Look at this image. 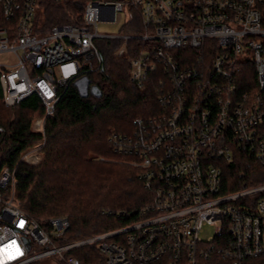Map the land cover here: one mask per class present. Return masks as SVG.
Returning a JSON list of instances; mask_svg holds the SVG:
<instances>
[{
  "label": "built area",
  "instance_id": "2783aa9c",
  "mask_svg": "<svg viewBox=\"0 0 264 264\" xmlns=\"http://www.w3.org/2000/svg\"><path fill=\"white\" fill-rule=\"evenodd\" d=\"M263 1L88 0L78 22L47 29L44 0H0L11 22L0 27V54L14 57L0 63L3 99L12 107L39 97L35 132L45 134L61 89L101 64L99 39L121 40L119 56L129 40L148 41L130 60L131 80L142 87L150 73L163 76L160 111L137 118L131 134L110 137L139 169L151 202L122 227L59 242L69 219L43 228L17 199V165L4 166L0 264H82L71 252L86 246L100 254L94 264H264V183L222 192L224 166L239 152L264 167ZM100 23H122L123 33L100 32ZM208 224L214 235L204 240Z\"/></svg>",
  "mask_w": 264,
  "mask_h": 264
},
{
  "label": "trees",
  "instance_id": "16d2710c",
  "mask_svg": "<svg viewBox=\"0 0 264 264\" xmlns=\"http://www.w3.org/2000/svg\"><path fill=\"white\" fill-rule=\"evenodd\" d=\"M88 0H44L47 29L56 24L76 23ZM260 9L264 16V1ZM0 5V27H9ZM148 41L129 40L126 52L117 55L118 39L99 47L101 64L86 71L61 89L54 115L47 120L45 134L32 130L44 105L32 95L9 107L0 83V168L16 166V196L22 210L48 229L50 219L67 217L70 228L59 242H74L126 225L132 211L150 203L152 196L138 178L139 169L114 150L113 134L129 135L137 118L160 111L159 79L150 73L142 87L131 80L130 60L144 50ZM89 81L85 92L79 80ZM98 86L101 96L90 92ZM45 140L44 158L37 165L20 162L22 155ZM264 183V167L244 151L226 163L223 193ZM72 255L82 264H94L100 254L94 247H81ZM31 264H39L33 262Z\"/></svg>",
  "mask_w": 264,
  "mask_h": 264
},
{
  "label": "rangeland",
  "instance_id": "374dc122",
  "mask_svg": "<svg viewBox=\"0 0 264 264\" xmlns=\"http://www.w3.org/2000/svg\"><path fill=\"white\" fill-rule=\"evenodd\" d=\"M121 20L125 21L126 17L125 15L121 14ZM122 23L118 24H105V23H100L99 25V31L104 32V33H109V34H122ZM105 43L104 39H99L97 40V45L99 47H102ZM13 55L11 54H0V63L4 62H13ZM45 142L41 143L36 147V151L33 154V159L30 160V162H25L31 165H37L42 161L44 158V151H43V146ZM214 235V226L208 224L205 225L203 228V231L201 232V237L204 240H207L208 237H212ZM39 264H58L54 258H48L46 260H42L39 262Z\"/></svg>",
  "mask_w": 264,
  "mask_h": 264
},
{
  "label": "water",
  "instance_id": "95a60500",
  "mask_svg": "<svg viewBox=\"0 0 264 264\" xmlns=\"http://www.w3.org/2000/svg\"><path fill=\"white\" fill-rule=\"evenodd\" d=\"M79 84L81 85L82 89L85 91V92H88L89 90V81H87L86 79H81L78 81ZM90 92L94 95H96L97 97H100L101 96V90L98 88V86H91L90 87Z\"/></svg>",
  "mask_w": 264,
  "mask_h": 264
}]
</instances>
